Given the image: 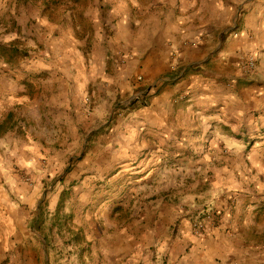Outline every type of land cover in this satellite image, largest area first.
I'll list each match as a JSON object with an SVG mask.
<instances>
[{"label": "crops", "instance_id": "obj_1", "mask_svg": "<svg viewBox=\"0 0 264 264\" xmlns=\"http://www.w3.org/2000/svg\"><path fill=\"white\" fill-rule=\"evenodd\" d=\"M102 2L92 18L93 0L63 3L62 16L59 0H0V45L21 59L0 54V116L22 105L14 130L0 133V174L19 167L51 181L79 159L43 212L39 185L30 195L23 182L6 201L16 258L243 264L264 241V0ZM252 56L260 62L248 72ZM119 212L121 225L109 226ZM208 213L216 223L195 237L191 221ZM69 216L85 244L55 225ZM191 246L202 254L189 262Z\"/></svg>", "mask_w": 264, "mask_h": 264}, {"label": "rangeland", "instance_id": "obj_2", "mask_svg": "<svg viewBox=\"0 0 264 264\" xmlns=\"http://www.w3.org/2000/svg\"><path fill=\"white\" fill-rule=\"evenodd\" d=\"M59 1L62 3L59 6V10H57V13H56V15H59V16H62L64 14L65 10H66V7H63V3H70V2H72L73 4H76V1H74V0H59ZM102 3H103L102 0H93L91 9L89 11V13L93 14L92 18H94L96 16V14H97L96 13V10L99 9V6H101ZM78 7L80 9V8L84 7V4H78ZM102 9H103V7H102ZM99 15H101L100 18H102V20H104L107 17V15L105 13H103V12L100 13ZM102 30H106V26L102 27ZM107 34H109V33H107ZM1 46L4 47V45H1ZM20 60L21 59H19V57H18L16 59V61L13 62V64H16V62L19 63ZM9 64H11V62H9ZM30 78H33V77H30ZM35 79H36V77H35ZM29 93H30L29 90L27 92H25V96H27L28 98H31V94H29ZM16 110L17 111L18 110L22 111V105L19 106V107H15L14 108L13 112H15L16 114H14V118L12 116L9 117V118H11L10 122H7L6 121V119L8 118V117H6V115H7L6 111H5V113L1 114V116H0V124H1L0 125V133H6L9 130H11V129H13V128H15L17 126L18 120H20L22 117H20L18 115V113H17ZM257 116L258 115L256 114L255 117H257ZM13 122H15V123H13ZM16 131L18 133L22 134V131L23 130L20 131V129H18ZM239 138L244 139L245 137L239 136ZM77 161H79V159L78 160H76V159H70L66 163V168H64V170H62L61 172H58L56 175H54L53 177H51V181H47L45 178H44V180L40 179V176L44 177L43 173H41V172H37L36 173V176L38 177V179L35 182L33 181L34 184L32 186H28V187L31 188L30 195L33 194V190H34V187L36 185H39L38 188H42V191L40 193V199H41L42 203L40 204V206H38V207L36 206V208H34V210H37L38 212L39 211L40 212H43V210L46 207H48V201H49V198L48 197L50 195L53 196L55 192H57V194H55V195H58L59 192L57 190H55L56 185L58 183H61L62 182V180L67 176V174L70 172V170H72L73 164L75 162H77ZM24 173L27 174L26 171H24V170L20 169L19 167H17V168H15V170L10 175L4 176V178H2V176L0 174V264H20V258L19 259L16 258V257H18V255L20 254V252L16 251L15 248L12 249V247H11V243L12 242H15L17 240V237L16 236H17V233L20 232V231L18 229H16L15 233H12L10 231V226H4V223L6 225V223L8 221H10L8 219L9 218L8 215H6V211L8 210V208H7V206H8L7 203L8 202H6V201L9 200V202H12L13 203L15 197H18V195L21 194V192H22L21 185L23 184V182L20 181L21 179H20L19 175H22ZM45 181H46V183H45ZM16 185H19V190L18 191H15L14 190V187ZM59 187H61V185ZM72 187H68V188H72ZM28 191L29 190H27V192ZM64 191H66V190H64ZM2 194L7 195L8 197L6 199H4L2 197ZM62 194L65 195L64 192ZM15 206L16 207H19V206H21V204H17ZM109 209L111 210V208L109 207L107 209V211ZM34 210L32 211L33 212L32 213V221H33V223H32V229L36 227L35 211ZM118 211H119L118 209L115 210V212H118ZM117 214H119V215H116V216L115 215H112L111 217H107L106 221H110L108 223L109 226L116 227V226H120L121 225V223L119 222V220H121V217L122 218L125 217V214L122 213V212H119ZM204 216L213 217L210 213H208V214H206ZM204 216H202V217H204ZM200 217H196L193 221H191V229H192V233H193V235L195 237H201L206 232V231H204V232L197 233L193 229V224H194L195 220L197 218H200ZM47 220H49V219H47ZM47 220L46 221L44 220V223H43V224H45V227H48L50 225L49 224V221H47ZM60 220H62L61 225L63 227H67L64 224V220L65 219H60ZM93 221H94V223H93L94 226H96V225L98 226V223H99V226H100V225L104 224L103 222H105L104 220H101L98 217H95ZM128 222H130V221H128ZM88 225L91 226V222H88ZM6 227H7V229H6ZM259 244L260 243H257L256 245H259ZM90 246H91V244H90ZM248 246H250V248L247 251L249 253L244 256V258H247L248 261L246 259H243V262L242 263L243 264H264V241H263V245H261L262 247L260 249H258V250H255V248L253 247V245H248ZM90 252H91V250H90ZM90 252H89V254H90ZM154 252H155V255H156V250H154ZM183 254H184L183 255L184 260H188L189 262H191L194 254H196L197 256H200L202 254V251H201V248H199L197 246L195 247V249L191 246ZM28 256L30 257V254ZM161 260H162L163 264H168V258H167V256H162ZM26 261H27L26 264H37V262H35V260L32 259L31 257L30 258H27ZM88 263L89 264L92 263V260L90 258L88 260ZM21 264H24V259H23V261H22Z\"/></svg>", "mask_w": 264, "mask_h": 264}, {"label": "trees", "instance_id": "obj_3", "mask_svg": "<svg viewBox=\"0 0 264 264\" xmlns=\"http://www.w3.org/2000/svg\"><path fill=\"white\" fill-rule=\"evenodd\" d=\"M76 1V4H86L87 0H74ZM14 48L12 47H3L0 45V54L6 58H8L9 62H14L16 61V59L18 58V56L16 55V51L13 50ZM11 115L8 116V118L6 119L7 122H10L11 118H9ZM63 201V199H62ZM63 208V202H60L59 208L58 210L61 211V209ZM62 220H60L59 218L56 220L55 225L56 226H62L61 225ZM64 224L67 226L66 228H68L69 232L71 233V238H72V243L74 245H81V244H85V238H84V233L81 229H78L77 231L75 230V225H74V218L73 216H69L64 220ZM63 227V226H62ZM85 252H90V244L89 246L86 245V247L82 250V253L84 254Z\"/></svg>", "mask_w": 264, "mask_h": 264}, {"label": "built area", "instance_id": "obj_4", "mask_svg": "<svg viewBox=\"0 0 264 264\" xmlns=\"http://www.w3.org/2000/svg\"><path fill=\"white\" fill-rule=\"evenodd\" d=\"M259 58L257 56H252L250 57L246 63H245V68L248 72H253L256 67L259 64ZM138 82H142L143 81V77H138ZM85 103L88 106V108L92 105V99L91 98H86L85 99ZM226 152V151H225ZM20 179L22 182H24L25 184H27L28 186H32L34 184L31 175H29L28 173H24L22 175H19ZM15 191L19 190V185H16L14 187ZM216 219L214 217H209V216H204V217H200L197 218L193 224V229L199 233V232H204L207 230L208 226L210 223H216L215 221ZM216 225V224H214Z\"/></svg>", "mask_w": 264, "mask_h": 264}]
</instances>
